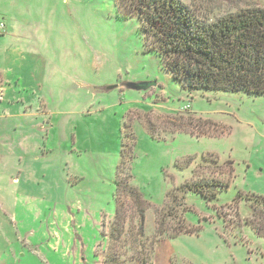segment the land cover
Returning a JSON list of instances; mask_svg holds the SVG:
<instances>
[{"label": "rangeland", "instance_id": "obj_1", "mask_svg": "<svg viewBox=\"0 0 264 264\" xmlns=\"http://www.w3.org/2000/svg\"><path fill=\"white\" fill-rule=\"evenodd\" d=\"M181 1L211 20L264 10V0ZM1 23L0 264H105L117 179L128 178L151 204L152 238L167 194L196 177L230 188L217 204L190 194L193 234L157 242L153 264H264V238L245 223L237 228L235 208L219 206L240 192L264 196V96L189 97L144 52L140 20L120 19L114 0H0ZM132 81L158 86L105 91ZM188 105L220 126L173 139L168 116ZM254 222L264 227L261 216Z\"/></svg>", "mask_w": 264, "mask_h": 264}, {"label": "trees", "instance_id": "obj_2", "mask_svg": "<svg viewBox=\"0 0 264 264\" xmlns=\"http://www.w3.org/2000/svg\"><path fill=\"white\" fill-rule=\"evenodd\" d=\"M114 4L120 19L136 17L140 20L144 52L157 56L168 75L189 97L205 93H210L212 98L228 93L264 96L263 9H246L211 20L210 15L192 10L181 0H114ZM5 31L6 25L1 23L0 36ZM190 109L188 105L172 117L168 116L175 129L168 133L173 139L181 133L193 136L196 127L204 128L214 122L191 113ZM214 123V126L219 125ZM158 130L157 125L147 127L152 135ZM207 136L198 134L196 137ZM193 162L194 158L190 157L176 166L184 169ZM214 163L218 165V162ZM227 166L232 173L233 168ZM126 179L115 181L117 207L107 231L105 264H153L157 242L166 237L174 239L182 234H193L195 228H188L185 217L190 210L187 205L190 194H199L207 203L217 204L219 193L230 188V182H223V179L199 177L174 187L167 194L162 210L156 212L157 230L155 236L149 238L146 216L151 204ZM243 203L249 211L247 215L242 214ZM219 206L221 209L235 208L244 219L240 220L241 224H236L237 228L245 223L264 238V227L254 222L259 216L264 220V196L240 192L232 203ZM218 211L228 226L235 224ZM102 233L105 235L106 231Z\"/></svg>", "mask_w": 264, "mask_h": 264}, {"label": "water", "instance_id": "obj_3", "mask_svg": "<svg viewBox=\"0 0 264 264\" xmlns=\"http://www.w3.org/2000/svg\"><path fill=\"white\" fill-rule=\"evenodd\" d=\"M158 83L156 81H137L126 82L121 85H113L105 89L106 92L118 90L120 87H124L126 90L135 92H148L152 88H156Z\"/></svg>", "mask_w": 264, "mask_h": 264}, {"label": "built area", "instance_id": "obj_4", "mask_svg": "<svg viewBox=\"0 0 264 264\" xmlns=\"http://www.w3.org/2000/svg\"><path fill=\"white\" fill-rule=\"evenodd\" d=\"M4 27V25H1V28H3Z\"/></svg>", "mask_w": 264, "mask_h": 264}, {"label": "crops", "instance_id": "obj_5", "mask_svg": "<svg viewBox=\"0 0 264 264\" xmlns=\"http://www.w3.org/2000/svg\"><path fill=\"white\" fill-rule=\"evenodd\" d=\"M75 221V220H74Z\"/></svg>", "mask_w": 264, "mask_h": 264}]
</instances>
